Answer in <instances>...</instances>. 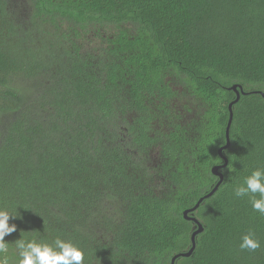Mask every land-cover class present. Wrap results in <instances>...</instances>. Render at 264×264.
Returning a JSON list of instances; mask_svg holds the SVG:
<instances>
[{"label": "trees", "instance_id": "16d2710c", "mask_svg": "<svg viewBox=\"0 0 264 264\" xmlns=\"http://www.w3.org/2000/svg\"><path fill=\"white\" fill-rule=\"evenodd\" d=\"M235 85L224 180L175 264H264V216L233 192L264 167V0H0L5 240L71 239L85 264L189 252Z\"/></svg>", "mask_w": 264, "mask_h": 264}, {"label": "clouds", "instance_id": "9594fccd", "mask_svg": "<svg viewBox=\"0 0 264 264\" xmlns=\"http://www.w3.org/2000/svg\"><path fill=\"white\" fill-rule=\"evenodd\" d=\"M232 170L229 167V171ZM233 192L236 198L247 197L253 211L264 216V167L252 170ZM16 217V212L0 208V264H85L84 249L71 239L57 236L49 242L39 234L22 231L20 239L7 242L5 237L17 230L15 223H9ZM260 247L261 242L252 231L243 235L239 243L241 251L255 252Z\"/></svg>", "mask_w": 264, "mask_h": 264}, {"label": "water", "instance_id": "95a60500", "mask_svg": "<svg viewBox=\"0 0 264 264\" xmlns=\"http://www.w3.org/2000/svg\"><path fill=\"white\" fill-rule=\"evenodd\" d=\"M232 90H234V92L237 93V99L235 102L231 103L229 105V110H230V118H229V122H228V125H227V128H226V145L223 146L220 150H219V155L221 156L222 160L224 161V164L223 165H220V166H215L213 169H212V173L219 177L220 181L218 182L217 186L215 187L214 191L211 192L210 194H208L207 196H205L204 198L200 199V201L198 202V204L195 206V208L191 209V210H187L184 212V217L187 219V220H191L193 221L196 226H197V230H195V232L192 234L191 236V241H192V248L189 252H185V253H181V254H177L176 256L173 257L172 259V262L171 264H175L176 260L180 257H190L195 248H196V236L200 233L203 232L204 228L202 226V224L195 218V217H189L188 214L191 212V211H194L196 210L201 202H203L204 199L206 198H209L210 196L213 195V193L219 188L220 184L223 182L224 180V176L223 174L220 172V169L222 168H225L227 165H228V159L224 156L223 154V151H225L230 145H231V140H230V129H231V125H232V122H233V105L239 101L240 99V91L238 90V86H234L232 87Z\"/></svg>", "mask_w": 264, "mask_h": 264}]
</instances>
